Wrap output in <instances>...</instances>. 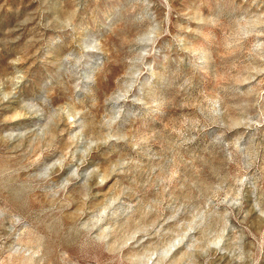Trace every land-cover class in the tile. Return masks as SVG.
I'll return each instance as SVG.
<instances>
[{"label":"rangeland","instance_id":"rangeland-1","mask_svg":"<svg viewBox=\"0 0 264 264\" xmlns=\"http://www.w3.org/2000/svg\"><path fill=\"white\" fill-rule=\"evenodd\" d=\"M0 264H264V0H0Z\"/></svg>","mask_w":264,"mask_h":264}]
</instances>
